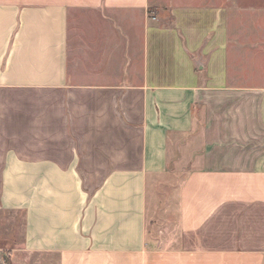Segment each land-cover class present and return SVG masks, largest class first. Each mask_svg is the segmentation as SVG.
I'll use <instances>...</instances> for the list:
<instances>
[{
    "label": "crops",
    "instance_id": "crops-1",
    "mask_svg": "<svg viewBox=\"0 0 264 264\" xmlns=\"http://www.w3.org/2000/svg\"><path fill=\"white\" fill-rule=\"evenodd\" d=\"M1 212L57 264H264V0H0Z\"/></svg>",
    "mask_w": 264,
    "mask_h": 264
},
{
    "label": "rangeland",
    "instance_id": "rangeland-1",
    "mask_svg": "<svg viewBox=\"0 0 264 264\" xmlns=\"http://www.w3.org/2000/svg\"><path fill=\"white\" fill-rule=\"evenodd\" d=\"M185 169L171 167L162 180L153 189L154 204L148 217V239L167 238L166 226L174 230L176 224V191L184 176ZM153 203V202H152ZM23 237L21 217L14 213H0V264H57L55 257H46L37 253L28 254L21 248ZM166 237V238H165Z\"/></svg>",
    "mask_w": 264,
    "mask_h": 264
}]
</instances>
